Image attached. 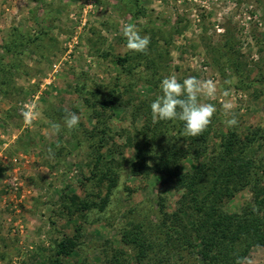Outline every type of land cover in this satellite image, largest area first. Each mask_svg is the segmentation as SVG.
Wrapping results in <instances>:
<instances>
[{"label": "rangeland", "instance_id": "1", "mask_svg": "<svg viewBox=\"0 0 264 264\" xmlns=\"http://www.w3.org/2000/svg\"><path fill=\"white\" fill-rule=\"evenodd\" d=\"M125 23L149 36L145 57L125 48ZM157 61L159 72L147 68ZM168 75L214 81L216 95L201 102L216 106L217 146L221 134L245 137L264 127V0H0V264H53L62 240L69 247L60 264H105L117 248L145 264L121 232L139 223L157 240L183 191L161 172H131L143 121L133 111L158 95L150 77ZM88 91L100 99L117 91L122 99L107 119L122 145L106 154L119 180L103 209L77 210L74 193H98L81 184L90 174L86 134L95 123ZM225 102L235 125L224 123ZM69 111L80 116L71 131L63 127ZM129 134L133 142L124 146ZM261 147L253 146L252 157L264 159ZM194 168L190 158L182 164ZM250 199L245 188L226 208L240 210ZM180 215L190 225L191 211ZM242 264H264V247L254 246Z\"/></svg>", "mask_w": 264, "mask_h": 264}, {"label": "trees", "instance_id": "2", "mask_svg": "<svg viewBox=\"0 0 264 264\" xmlns=\"http://www.w3.org/2000/svg\"><path fill=\"white\" fill-rule=\"evenodd\" d=\"M138 54L145 57L146 51ZM129 59V55L122 58L125 62ZM157 62H150L147 68L159 72L160 63ZM150 80L159 95V79L152 76ZM85 94L84 101L92 110L95 123L86 134L90 138V174L81 184L86 188L92 184L98 193L85 196L74 193L72 202L78 205L77 210H90L97 205L103 209L111 202L112 191L119 180V173L111 169L106 154L122 147L107 119L113 116L115 106L123 104L117 91L101 99L94 91ZM153 99L155 97L141 101L133 111L136 117L142 113L143 121L135 133L137 140L130 170L132 173L165 174L177 190L183 191V201L179 211L166 214L159 235L154 238L157 240L149 237L141 224L132 223L131 228L121 232L122 243L133 247L138 263L195 264L185 257L192 255L200 258L203 264H242L254 246L264 247V159L250 154L257 144L264 148V127L245 137L235 131L221 134L217 146L211 142L213 137L219 136L212 117L199 136H187L178 120L153 122L150 110ZM133 138L134 134H129L124 146L130 145ZM253 153L256 154V150ZM188 158L195 164L192 171L182 169ZM103 188L104 196L100 193ZM245 188L251 193V199L245 201L240 210L229 211L227 203ZM185 210L193 215L190 225L180 215ZM68 242L74 244L71 239ZM57 245L53 264H60V256L68 252L65 240ZM105 264L133 263L125 249L117 248Z\"/></svg>", "mask_w": 264, "mask_h": 264}, {"label": "clouds", "instance_id": "3", "mask_svg": "<svg viewBox=\"0 0 264 264\" xmlns=\"http://www.w3.org/2000/svg\"><path fill=\"white\" fill-rule=\"evenodd\" d=\"M125 48L129 51L145 52L150 44L147 35H141L135 24L125 23L122 27ZM159 95L150 103L153 122L178 120L182 122L183 133L187 136H199L209 125L210 119L217 111L211 103L201 102V97L212 98L216 95V84L211 79L200 80L187 76L178 80L176 76H164L158 85ZM226 94V93H225ZM230 102L221 105L222 113L229 117L224 121L227 126L237 123L232 115ZM80 116L76 112H66L63 127L71 131L79 125Z\"/></svg>", "mask_w": 264, "mask_h": 264}]
</instances>
